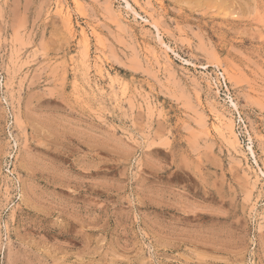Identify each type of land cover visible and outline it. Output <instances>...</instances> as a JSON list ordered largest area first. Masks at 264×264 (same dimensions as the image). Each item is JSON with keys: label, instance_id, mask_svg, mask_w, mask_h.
Segmentation results:
<instances>
[{"label": "rangeland", "instance_id": "obj_1", "mask_svg": "<svg viewBox=\"0 0 264 264\" xmlns=\"http://www.w3.org/2000/svg\"><path fill=\"white\" fill-rule=\"evenodd\" d=\"M0 264H264V0H0Z\"/></svg>", "mask_w": 264, "mask_h": 264}, {"label": "bare ground", "instance_id": "obj_2", "mask_svg": "<svg viewBox=\"0 0 264 264\" xmlns=\"http://www.w3.org/2000/svg\"><path fill=\"white\" fill-rule=\"evenodd\" d=\"M127 4H128V6L130 7V4H129V2H127ZM70 26V25H69ZM97 57V56H96ZM97 62V61H96ZM96 65H98V64H96Z\"/></svg>", "mask_w": 264, "mask_h": 264}]
</instances>
